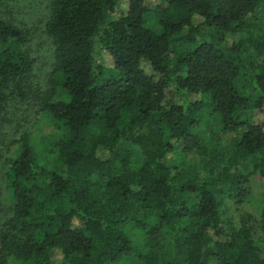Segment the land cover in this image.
<instances>
[{
  "label": "trees",
  "instance_id": "obj_1",
  "mask_svg": "<svg viewBox=\"0 0 264 264\" xmlns=\"http://www.w3.org/2000/svg\"><path fill=\"white\" fill-rule=\"evenodd\" d=\"M49 7L37 101L55 133L39 153L24 132L6 161L0 264H264V192L258 219L235 216L264 178V0ZM28 41L0 18V114L33 92ZM207 117L233 136L226 152L200 136Z\"/></svg>",
  "mask_w": 264,
  "mask_h": 264
},
{
  "label": "rangeland",
  "instance_id": "obj_2",
  "mask_svg": "<svg viewBox=\"0 0 264 264\" xmlns=\"http://www.w3.org/2000/svg\"><path fill=\"white\" fill-rule=\"evenodd\" d=\"M50 0H0V18L12 21L15 25L25 30L29 34V41L24 45L32 59H34L33 73L30 76L33 92L26 104H21L17 99H13L0 114V221L5 220L10 210V192L6 190L4 174L6 161L16 156L18 141L24 132H27L39 153H43L49 147L51 136L55 133V128L48 123L44 116L39 114L37 95L47 89V82L54 63V48L51 40L46 34V24L50 19ZM148 24L158 30L155 19L149 20ZM247 54L244 55L247 58ZM238 87H242V80L238 82ZM26 88V87H25ZM200 136L213 148H219L226 152L234 142L233 136L225 135L220 131L213 118L207 117L202 123ZM252 170V164L247 166ZM251 200L243 205L236 219L242 215H252L258 219L260 200L264 192V178L259 173H254L249 178ZM128 230L133 236L136 245L144 248L147 235L144 230L129 226ZM156 247L164 251L169 247L168 241L163 237L157 238ZM171 256V255H170ZM134 257H127L121 264H132Z\"/></svg>",
  "mask_w": 264,
  "mask_h": 264
}]
</instances>
